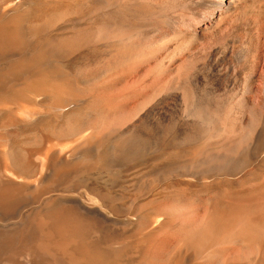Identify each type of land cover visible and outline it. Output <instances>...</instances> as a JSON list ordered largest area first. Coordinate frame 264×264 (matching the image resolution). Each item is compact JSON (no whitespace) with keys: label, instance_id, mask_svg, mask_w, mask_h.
Masks as SVG:
<instances>
[{"label":"bare ground","instance_id":"6f19581e","mask_svg":"<svg viewBox=\"0 0 264 264\" xmlns=\"http://www.w3.org/2000/svg\"><path fill=\"white\" fill-rule=\"evenodd\" d=\"M0 264H264V0H0Z\"/></svg>","mask_w":264,"mask_h":264},{"label":"rangeland","instance_id":"374dc122","mask_svg":"<svg viewBox=\"0 0 264 264\" xmlns=\"http://www.w3.org/2000/svg\"><path fill=\"white\" fill-rule=\"evenodd\" d=\"M37 17H38V16H37V14L35 13V14L33 15V18L36 19ZM124 194H125V193H124Z\"/></svg>","mask_w":264,"mask_h":264}]
</instances>
